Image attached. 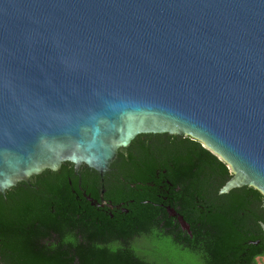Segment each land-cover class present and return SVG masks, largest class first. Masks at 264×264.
<instances>
[{"label":"water","instance_id":"water-1","mask_svg":"<svg viewBox=\"0 0 264 264\" xmlns=\"http://www.w3.org/2000/svg\"><path fill=\"white\" fill-rule=\"evenodd\" d=\"M140 133L264 196V0H0L1 193L66 161L103 176Z\"/></svg>","mask_w":264,"mask_h":264},{"label":"trees","instance_id":"trees-1","mask_svg":"<svg viewBox=\"0 0 264 264\" xmlns=\"http://www.w3.org/2000/svg\"><path fill=\"white\" fill-rule=\"evenodd\" d=\"M218 161L229 174L227 164ZM65 174L64 168L45 170L37 176L39 191L19 182L6 190V200L0 194V247L10 250L12 264H204L206 260L228 264L238 257L244 223L238 214L244 205L239 201L223 209L209 207L207 216L199 214L193 220L194 238L183 243L147 212L110 218L76 201L57 185ZM84 187L94 190L90 180H84ZM202 223L216 232L203 231Z\"/></svg>","mask_w":264,"mask_h":264},{"label":"flooded vegetation","instance_id":"flooded-vegetation-1","mask_svg":"<svg viewBox=\"0 0 264 264\" xmlns=\"http://www.w3.org/2000/svg\"><path fill=\"white\" fill-rule=\"evenodd\" d=\"M199 142L188 135L140 133L128 146L118 150L103 176L86 164L76 170L73 163L66 161L58 170L67 169V174L57 185L61 190L67 189L76 201L88 203L110 218L147 212L166 233L183 243L194 238L193 220L199 214L207 216L211 212L209 207L223 209L239 201L244 205L238 210L244 221L239 229L242 242L238 257L228 264H259L258 260L264 257V232L260 224H264V196L251 185L219 193L233 173L229 169L226 174L218 161L220 158ZM42 175L43 172L33 175L37 179L34 177L32 181L36 183L27 181L22 187L39 191L37 176ZM84 180H90L94 190L87 191ZM5 192H0L4 200L7 199ZM201 229H211L212 233L217 230ZM9 256L10 250L2 251L0 247V264H12ZM203 263L225 264L222 260Z\"/></svg>","mask_w":264,"mask_h":264},{"label":"rangeland","instance_id":"rangeland-1","mask_svg":"<svg viewBox=\"0 0 264 264\" xmlns=\"http://www.w3.org/2000/svg\"><path fill=\"white\" fill-rule=\"evenodd\" d=\"M229 169H230V167H229ZM258 263H259V264H264V257L261 258V259H259V260H258Z\"/></svg>","mask_w":264,"mask_h":264}]
</instances>
